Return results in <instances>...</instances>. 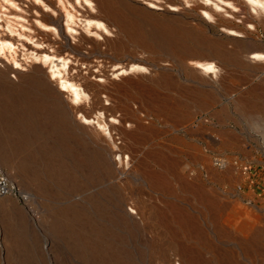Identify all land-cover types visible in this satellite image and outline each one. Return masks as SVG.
I'll return each instance as SVG.
<instances>
[{
	"label": "rangeland",
	"instance_id": "1",
	"mask_svg": "<svg viewBox=\"0 0 264 264\" xmlns=\"http://www.w3.org/2000/svg\"><path fill=\"white\" fill-rule=\"evenodd\" d=\"M200 4L235 23L264 15L253 0H0V264H236L245 243L264 252V147L244 134L264 128V68L252 70L264 60L238 57L264 44V26H206ZM114 11L117 25L89 16ZM181 29L191 37L179 47ZM195 42L234 49V66L202 71L187 57ZM154 55L160 70L126 59ZM34 70L49 88L78 83L82 108L39 105L36 86L21 90ZM114 117L124 123L109 136L96 119ZM105 139L127 165L94 156Z\"/></svg>",
	"mask_w": 264,
	"mask_h": 264
},
{
	"label": "bare ground",
	"instance_id": "2",
	"mask_svg": "<svg viewBox=\"0 0 264 264\" xmlns=\"http://www.w3.org/2000/svg\"><path fill=\"white\" fill-rule=\"evenodd\" d=\"M236 1L239 2L240 0H236ZM253 1L260 3L261 9H264V2H262V0H253ZM200 5H201V7L205 8L206 11L208 10L210 12L209 14L214 18L213 23L207 22L204 19V23L206 22V26L215 27V28H217L219 26H223L225 29H229L233 32H244L247 28L244 27L245 30L241 31V30H239V27L244 26V24L246 22L251 23L254 26V28H256L259 25L264 26V15H260L258 17H255L253 14L247 12V14L241 18V22L235 23V22H232L231 19H226V18L222 19V17L217 12H215L211 8L207 7L206 5H203V4H200ZM240 12H242V10ZM240 12L231 11V14L235 17V16H238V14ZM89 16L91 18H97L98 17V18L106 19L108 24H113V25H117L116 23L118 21L119 22L121 21L120 20L121 16L119 15L118 12L116 13L115 11L113 13L110 12L109 15H107V16H103V15H100L98 13H89ZM47 19H48L47 22H49V23L50 22L55 23V21H56V19L52 18V17L47 18ZM119 30H120V28H119ZM185 30L186 29H181L179 32L176 33L177 38L175 39V41L179 44L178 45L179 47L182 45V43H184V41L188 40L191 37V33H189L188 31L186 32ZM223 34H226V33H223ZM226 36L230 37V39L233 42L238 41V39H237V37H235V35H229V34L227 35L226 34ZM142 40L147 42V43L155 42L157 45L158 44L163 45V43H161V41L156 40V39H155L156 41H154V40L147 41V39H142ZM60 44H62V46H64L65 48L69 47L68 49L74 48V45L70 44L68 41H65L64 43L62 42ZM242 49H243L242 50L243 55H241V53H240V56H238V57L244 56V58H245L244 60L246 63L251 61V59L249 57H247L248 53H252L251 54L252 56H250V57H252V59L264 60V44H256L253 42L251 46H248V47L245 46ZM186 52H187V57H191L193 59L195 58V61L197 64H199L201 70L206 72V73H209V72L206 71L205 68L201 67V66L214 65L216 71L213 72V74L216 75L217 78H219L218 73L221 75L220 71L222 69H225L227 65L234 66V64H235V50L234 49H228V48L224 47L223 45L220 46V45H217V44H214L211 42H195L193 44V46L189 48V51H186ZM158 57H159L158 55L157 56L154 55L153 57H150V59L140 58V57H134V58H130V59L126 58V59H127V61H130V60L132 61V63H130V69L131 70L148 69L149 71H155L156 69L160 70L161 68L164 67V66L159 67L161 65L159 64L160 59H158ZM161 60H162V58H161ZM258 62H261V61H258ZM62 64L65 65L66 62L63 61ZM253 66H254V69H252L253 72L256 70L260 71V68H264V65L259 64V63H255V64H253ZM126 70H127V68H124V71H126ZM2 71L5 74V73H7L8 69L2 70ZM32 73H33V76H31V78L29 80L27 79V81L23 82L24 83L23 87L21 88V85H20V88H21V90H24V92H27L29 94H32L31 91L34 90L33 88H38L39 89L38 91L40 92V94H42V95L38 96L40 98L38 101L39 105H46L47 104L46 106L51 107V109H56V111L58 110L62 113H66V114L68 113L67 110L68 111L74 110L77 112V110L82 108V106L80 105L81 104L80 102L87 95V93L85 92L84 88H82L81 86L78 85V83L76 84V82L69 81L68 79H63L60 81V85H61L60 89L55 87V86H52V88H49L48 86H46L44 84V81L48 80V77H47V75L45 76V73L42 72L43 78H39L36 75V73H37L36 70H34ZM29 76H30V74H29ZM122 79H125V78L123 77ZM214 81H218V80L216 79ZM101 85H103V84H101ZM33 86H36V87H33ZM51 89L53 91H55L56 94H58L60 96H62L63 90L67 89V91L70 94V98L74 103V104H71V103L70 104L73 106L67 105V104H65V102L63 104L62 102L57 100L56 96L53 94V91ZM177 93H180V92L177 91ZM224 94H226V93L225 92L222 93V95H224ZM182 96H185V95H182ZM47 99H49V100H47ZM47 102H49V103H47ZM241 106H243L242 108H244V107H247V104L243 103ZM249 106L252 107L254 105L251 104ZM102 107L106 108V109L109 108L107 106H102ZM83 118L85 119L86 116H84ZM114 119L117 120L116 122H118V124H115L114 122H110V123L104 122L103 123V122L99 121L98 119H96V122L98 125H100L102 127V131H105L109 136H112L111 130L117 129L119 126H121V124L124 123L122 117H114ZM255 131H257V129L251 128L249 130L244 131V134L251 136L252 138L256 139L258 141L259 145L261 147H264V128H262V130L259 131L260 134L256 133ZM216 138H217V142H219V137H216ZM213 141L215 142L216 140H213ZM250 142H252V141H250ZM110 143L112 146H115L117 148V151L112 150L111 145L110 144L108 145V142L106 140L105 144H102V145L97 144V146L101 149V153L95 152L94 156H97V154H101L102 156H104L102 158H105V161L109 162L108 164H110L111 166H115L116 162H115V159L113 158V156L115 154H117L118 160L123 165L124 164L127 165L128 164L127 158L128 157L130 158L131 155L124 153L125 151L123 150L122 145L115 144V142L113 140ZM99 145H101L102 147ZM166 153H167V156H171V155H174L176 152L170 150L169 152H166ZM175 155H178V154L176 153ZM252 216L256 217L255 215H252ZM255 224H256V233L259 236L260 248L262 250H264V221H255ZM181 242L183 244L182 247L185 251L187 248H189V249L193 248L194 249V247H191V245L187 244L189 241L185 240V237H182ZM244 248H245L244 253L241 255L242 258H240L236 264H264V252H261L259 249L254 248L253 245H251L250 243H245ZM216 264H220V261H218V259L216 260Z\"/></svg>",
	"mask_w": 264,
	"mask_h": 264
},
{
	"label": "snow or ice",
	"instance_id": "3",
	"mask_svg": "<svg viewBox=\"0 0 264 264\" xmlns=\"http://www.w3.org/2000/svg\"><path fill=\"white\" fill-rule=\"evenodd\" d=\"M37 2H39V0H37ZM77 2H79V0H77ZM100 27H103V25H100ZM201 67H204L205 70L208 72H215L216 71L214 65H207V66H201Z\"/></svg>",
	"mask_w": 264,
	"mask_h": 264
}]
</instances>
